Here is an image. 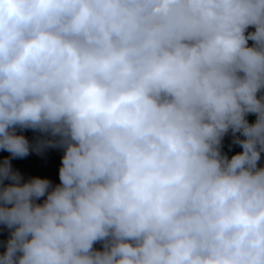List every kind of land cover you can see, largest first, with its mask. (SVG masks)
Wrapping results in <instances>:
<instances>
[{
	"label": "clouds",
	"instance_id": "clouds-1",
	"mask_svg": "<svg viewBox=\"0 0 264 264\" xmlns=\"http://www.w3.org/2000/svg\"><path fill=\"white\" fill-rule=\"evenodd\" d=\"M0 151V264H264V0H0Z\"/></svg>",
	"mask_w": 264,
	"mask_h": 264
},
{
	"label": "trees",
	"instance_id": "trees-1",
	"mask_svg": "<svg viewBox=\"0 0 264 264\" xmlns=\"http://www.w3.org/2000/svg\"><path fill=\"white\" fill-rule=\"evenodd\" d=\"M250 31L253 29H249ZM251 43V42H250ZM249 122H253L255 117L249 116ZM29 139L32 138L33 133L27 131L24 133ZM232 137L228 135L224 139L225 151L228 149V145L231 143ZM241 149L239 146H233L232 154L239 152ZM63 153H59V150L50 149L47 151L45 156L40 157L36 154H30L24 159H15L12 161L13 167L18 169L25 179L32 176H39L41 178L50 179L53 184H58L59 181V167L61 165V156ZM9 153L0 151V160L8 156ZM262 162H264V157H262ZM43 199V198H42ZM7 239V231L0 228V252L3 251L2 242ZM97 248L100 247L99 244L95 245Z\"/></svg>",
	"mask_w": 264,
	"mask_h": 264
}]
</instances>
